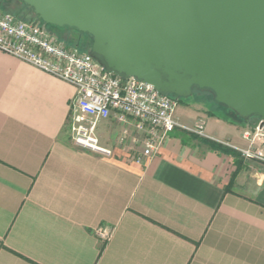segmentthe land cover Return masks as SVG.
I'll use <instances>...</instances> for the list:
<instances>
[{"label": "crops", "instance_id": "1", "mask_svg": "<svg viewBox=\"0 0 264 264\" xmlns=\"http://www.w3.org/2000/svg\"><path fill=\"white\" fill-rule=\"evenodd\" d=\"M74 86L0 51V264H264V160L214 152L203 137L260 151L255 120L181 101L180 125L137 162L134 129L101 121L102 156L70 138ZM211 113H214L213 115ZM99 230H108L105 241Z\"/></svg>", "mask_w": 264, "mask_h": 264}, {"label": "water", "instance_id": "2", "mask_svg": "<svg viewBox=\"0 0 264 264\" xmlns=\"http://www.w3.org/2000/svg\"><path fill=\"white\" fill-rule=\"evenodd\" d=\"M46 25L88 35L107 72L161 95L194 90L264 122V0H19Z\"/></svg>", "mask_w": 264, "mask_h": 264}, {"label": "built area", "instance_id": "3", "mask_svg": "<svg viewBox=\"0 0 264 264\" xmlns=\"http://www.w3.org/2000/svg\"><path fill=\"white\" fill-rule=\"evenodd\" d=\"M0 51L75 87L68 128L72 142L82 150L113 155L98 135L99 123L113 118L126 128L120 145L126 144L130 128L138 135L131 139L134 146L143 148L137 159L141 163L157 155L170 134L180 127L175 119L178 98L161 95L136 78L125 80L107 72L88 52L51 35L39 19L24 21L0 7ZM203 132V123L189 130L199 137H203ZM243 139L251 146L257 141L264 143V122L260 121L256 129H246ZM241 155L247 160H264L260 151L251 149L242 150ZM97 234L105 241L111 237L108 230Z\"/></svg>", "mask_w": 264, "mask_h": 264}, {"label": "rangeland", "instance_id": "4", "mask_svg": "<svg viewBox=\"0 0 264 264\" xmlns=\"http://www.w3.org/2000/svg\"><path fill=\"white\" fill-rule=\"evenodd\" d=\"M0 7L1 10L5 13H9L21 20L24 21H33V20H37L38 17L34 14V12L25 7L23 4H21L20 2L16 1V0H0ZM45 29L51 34L56 36L57 38L61 39L62 41H65L66 43H68L70 46H79L80 48H84L80 42H79V36L73 32L70 31H64L62 28H57L54 26H49V25H44L42 24ZM199 98L202 97L203 99H205L207 102V99H211L209 102V104H212L211 101H213V96L211 94L205 93V92H196L195 96L190 97L188 100L190 99H194V98ZM214 107L213 109L216 110V112L221 113L222 111H227L226 108H224L223 105L220 104H213ZM255 119H253L254 121Z\"/></svg>", "mask_w": 264, "mask_h": 264}, {"label": "trees", "instance_id": "5", "mask_svg": "<svg viewBox=\"0 0 264 264\" xmlns=\"http://www.w3.org/2000/svg\"><path fill=\"white\" fill-rule=\"evenodd\" d=\"M8 1H11V0H8ZM16 1H18V2H20L19 0H16ZM21 3V2H20ZM21 4H23V3H21ZM24 5V4H23ZM25 6V5H24ZM25 7H27V6H25ZM27 8H29V7H27ZM29 9H31V8H29ZM32 10V9H31ZM33 11V10H32ZM42 24H44L43 22H42ZM44 25H46V24H44ZM50 26V25H49ZM63 30L64 31H70V32H73V33H75V34H77L80 38V40H79V42H80V44L84 47V48H80L79 46H70L68 43H66L65 41V43L68 45V46H70V47H77V48H79V50L80 51H82V52H88L89 50H90V48H91V46H92V39L88 36V35H86V34H83V33H79L78 31H76V30H74V29H68V28H63ZM61 40V39H60ZM196 92H205V91H200V90H194V92H193V95H192V97L193 96H195V93ZM205 93H208V94H211V93H209V92H205ZM212 95V94H211ZM213 96V95H212ZM184 100H188V99H179V101L181 102V101H184ZM205 100V99H204ZM211 99H207V101H210ZM206 101V100H205ZM212 102V105L214 104V103H216V104H218L217 102H215V100H214V96H213V101H211ZM213 107H214V105H213ZM224 108H226L227 109V111H229L231 114H233L235 117H237L238 119H240V120H242L240 117H238L237 115H236V113H234L231 109H229V108H227V107H225L224 106ZM212 115L214 114V113H211ZM188 134H189V136H190V138L191 139H196V140H198V142L200 143V144H202V145H204V146H206V147H208L210 150H212V151H214V152H218V153H221V154H225V155H228V156H231V157H233V158H238V157H240L241 156V154L238 152V151H235L234 149H231V148H229V147H226V146H224V145H222V144H219V143H216V142H214V141H211V140H209V139H206V138H204V137H199V136H197V135H195V134H193V133H189V132H187Z\"/></svg>", "mask_w": 264, "mask_h": 264}, {"label": "flooded vegetation", "instance_id": "6", "mask_svg": "<svg viewBox=\"0 0 264 264\" xmlns=\"http://www.w3.org/2000/svg\"><path fill=\"white\" fill-rule=\"evenodd\" d=\"M255 119V118H254ZM253 120V119H252ZM257 121V119H255V122Z\"/></svg>", "mask_w": 264, "mask_h": 264}]
</instances>
